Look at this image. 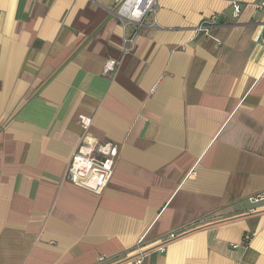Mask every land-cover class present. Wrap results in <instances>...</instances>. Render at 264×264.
I'll return each instance as SVG.
<instances>
[{
	"label": "crops",
	"instance_id": "0c3cea01",
	"mask_svg": "<svg viewBox=\"0 0 264 264\" xmlns=\"http://www.w3.org/2000/svg\"><path fill=\"white\" fill-rule=\"evenodd\" d=\"M232 1L130 42L119 0H0V264H264V0ZM84 135L119 148L100 193L63 178Z\"/></svg>",
	"mask_w": 264,
	"mask_h": 264
},
{
	"label": "built area",
	"instance_id": "2783aa9c",
	"mask_svg": "<svg viewBox=\"0 0 264 264\" xmlns=\"http://www.w3.org/2000/svg\"><path fill=\"white\" fill-rule=\"evenodd\" d=\"M231 4L234 15L237 16L240 7L235 0ZM156 5L157 0H119L116 17L121 20L123 27L131 24L135 28L132 35L125 37V40L132 42L133 36L144 26L146 17L155 12ZM219 22V16L212 14L197 25L195 34L203 33L210 36V31ZM116 63L114 60H107L104 71L114 70ZM78 121L83 130L87 131L91 126L92 118L81 114ZM118 151L117 144L112 142L89 144L85 141L84 135L71 152L63 175L64 180L96 193L102 192L112 178ZM263 196L264 193L255 196L252 200L259 201ZM166 237L174 238L175 234L170 233Z\"/></svg>",
	"mask_w": 264,
	"mask_h": 264
}]
</instances>
